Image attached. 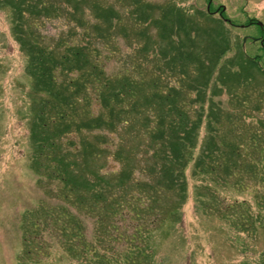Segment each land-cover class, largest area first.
Listing matches in <instances>:
<instances>
[{
    "label": "trees",
    "instance_id": "16d2710c",
    "mask_svg": "<svg viewBox=\"0 0 264 264\" xmlns=\"http://www.w3.org/2000/svg\"><path fill=\"white\" fill-rule=\"evenodd\" d=\"M62 1L66 8L51 0H0V8L14 12L13 36L38 95L28 129L33 168L42 184L44 177L56 182L54 196L67 202L26 213L22 253L38 245L43 221L59 234L70 264H162L153 247L155 229L180 219L190 191L188 169L205 194H215L210 177L223 180L244 170L264 188L262 134L228 137L219 128L223 115L215 99L227 91L239 107L251 102L255 78L231 66L227 55L234 45L225 27L216 33L202 27L216 21L206 10L140 2L124 16L111 5H97L96 22L88 25L84 0ZM44 15L74 27L44 42L32 27ZM150 25L160 40L155 50ZM118 36L143 43L121 54ZM240 48L257 68L259 56H246L243 40ZM115 58L122 59L119 69L109 66ZM230 116L225 118L232 131L237 118ZM244 148L256 155L243 159ZM108 155L121 164L119 170L103 171L100 162ZM258 198L264 206V194ZM226 201L224 210L232 207L246 225L257 223L245 213L244 199ZM81 213L93 219L91 232Z\"/></svg>",
    "mask_w": 264,
    "mask_h": 264
},
{
    "label": "rangeland",
    "instance_id": "374dc122",
    "mask_svg": "<svg viewBox=\"0 0 264 264\" xmlns=\"http://www.w3.org/2000/svg\"><path fill=\"white\" fill-rule=\"evenodd\" d=\"M51 2L67 7L62 0ZM140 2L158 8H166L167 4H171L187 8L190 12H194L196 8L207 12L209 4V0H84L83 4H80L83 5V19L91 25L96 22L97 5H111L125 16ZM219 5L226 6L225 16L236 24L247 23L251 19L264 24V0H213L212 10ZM13 15L10 7L0 8V264H70L72 258L62 245L59 234L55 233L51 223L47 225L43 221L41 224L44 229L40 231L38 245H35L31 254L22 253V227L27 223L26 213L38 212L42 206L67 202L54 196L53 187L57 183L52 182L50 177H44L42 184L40 176L33 168L35 160L31 154L33 145L28 129L38 95L32 94V81L25 71L27 57L19 51L13 36ZM218 18V15L212 16V20L216 21L210 24L202 23V27L211 33L218 32L222 27L229 31L234 49L228 53L227 59L233 57L230 61L233 69L251 73L255 78L254 88L257 90L251 92L254 100L245 102L241 107L231 101L227 91H222L216 96L219 112L223 115L219 128L227 132L228 137L235 138V141L240 135H249L252 131L255 134L261 133L262 139H259L264 144V75L261 73L264 71V49L251 39L244 45L246 56H259L260 64L257 68L241 57L243 54H239L244 37L248 34L256 36L258 31L251 27H233ZM32 27L41 34L44 42H51L50 40L54 41L61 34L68 32L74 27V23L64 18L44 15L42 19L38 18ZM79 30L81 31L80 28ZM146 30L151 34V50H155L160 41L157 30L151 25ZM138 41L143 43V40L135 37H132L130 42L122 36L116 39L122 50L121 54L126 55L130 54L131 50L134 51ZM96 42L98 44L97 40ZM155 57L156 54H152L150 60ZM122 63L121 58H115L109 62V66L119 69ZM244 89L245 87H242L240 90ZM228 115L237 118L234 125L236 128L231 129L232 131L227 125L231 121H226L225 118ZM234 134H238L237 138ZM112 135L114 139L117 137L116 134ZM71 137L78 144L75 133ZM244 149L243 159L248 160L256 155L251 153L250 148ZM259 157L262 160L263 154L260 153ZM100 164L104 172L121 168V164L112 155H108ZM187 174L190 191L181 210L180 219L178 222L168 221L161 228L155 229L153 247L157 260L162 264H264V206L258 198L264 194V188L258 178L255 183L252 182L250 174L245 170L239 175L228 176L223 180L214 175L209 181L215 188V194L208 191L205 194L197 188L200 181L193 175L192 169H188ZM238 177L243 178V186L247 188L236 184ZM215 182L218 185H215ZM243 199L246 203L245 213L249 219L257 217L256 224L246 225L232 207L230 211L224 210L226 200L233 203ZM75 210L73 208L74 212ZM222 212L229 216L224 218ZM81 215L91 232L93 219L85 213Z\"/></svg>",
    "mask_w": 264,
    "mask_h": 264
},
{
    "label": "flooded vegetation",
    "instance_id": "af4514ba",
    "mask_svg": "<svg viewBox=\"0 0 264 264\" xmlns=\"http://www.w3.org/2000/svg\"><path fill=\"white\" fill-rule=\"evenodd\" d=\"M212 5H213V0H211V3H210L209 13H211L213 15L220 16L223 20H225L231 26H233V27L239 26L240 28H244V29L249 28V27L257 29V31H258L257 35L253 36L251 34V35H249V37H251L254 42H258L260 44V46L262 48H264V24L263 23H261L258 20L251 19V21H249L247 23H241L240 25L236 24L229 17L225 16V13H226V6L225 5H219L215 8V10H212Z\"/></svg>",
    "mask_w": 264,
    "mask_h": 264
}]
</instances>
